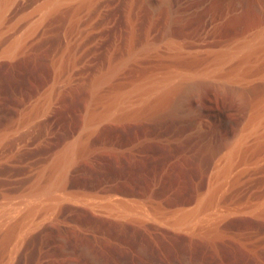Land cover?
<instances>
[{"label": "rangeland", "instance_id": "rangeland-1", "mask_svg": "<svg viewBox=\"0 0 264 264\" xmlns=\"http://www.w3.org/2000/svg\"><path fill=\"white\" fill-rule=\"evenodd\" d=\"M0 15V264H264V0Z\"/></svg>", "mask_w": 264, "mask_h": 264}, {"label": "bare ground", "instance_id": "bare-ground-1", "mask_svg": "<svg viewBox=\"0 0 264 264\" xmlns=\"http://www.w3.org/2000/svg\"><path fill=\"white\" fill-rule=\"evenodd\" d=\"M63 1H73V2H76L78 4H81V3H88L92 0H63ZM52 3V2H51ZM56 6V3H53V4H48L46 6H44V12L46 13L47 11H49L50 9L54 8ZM0 19H1V15H0ZM15 47H17V43H14V45H11L10 48H9V51H14ZM189 80V79H188ZM218 81V80H217ZM185 82V81H184ZM217 83V82H216ZM213 84V83H212ZM237 84H234V85H226L224 83H219L218 85L215 84V87L219 90H224L226 89L228 86H230L231 88L233 87V91H238L239 87H236ZM179 86V85H178ZM208 83L204 80H194L190 83H186L184 86L182 85L181 87V91L179 92V95L181 96H184V95H189V94H199L201 93L203 90H206V88H208ZM169 87H172V86H169ZM174 89V88H173ZM178 89V88H177ZM169 89H164L161 91V93L158 95V99L160 100L162 97H164L166 95V93L168 92ZM171 92V91H170ZM181 93V94H180ZM176 97V96H175ZM178 98V97H177ZM157 99V98H155ZM173 101V100H172ZM177 101V100H176ZM152 103L155 102L154 101H151ZM160 102V101H159ZM158 102V103H159ZM150 103V102H148ZM162 103V102H161ZM165 110V109H164ZM164 110H159L161 113H160V116L164 117L168 114H176L178 112L177 110V102L176 104H174L172 107L169 108V110L167 111H164ZM159 111L157 113V115L159 114ZM153 113V112H152ZM180 114V113H179ZM156 114H154V117L156 119ZM159 116V115H158ZM152 117V116H151ZM160 122V120H159ZM169 122V121H168ZM262 123H264V113L261 117H258L256 118V123L253 124V126L251 128H253V132L252 134H256L259 132L258 129L261 128V125ZM261 124V125H260ZM173 125V124H172ZM158 126V125H157ZM261 130V129H260ZM192 139V137H191ZM222 144H226V141H222L221 142ZM195 148L194 149H191V151L194 150V153L196 154L197 152L200 153V151L204 150L206 151V153H213V152H216L218 150V148L220 146H215V144L210 140V139H207L206 137H199L197 141H195ZM204 151L202 153H204ZM237 151V150H236ZM74 153H75V147L73 146H69V147H66L65 150H64V153L62 155V158H61V161L60 163L58 164V166L56 167V172L55 174L53 175V178L52 179H55V178H61L64 174V171L68 168V166L70 165V163L73 161V158H74ZM190 153V152H189ZM205 153V154H206ZM211 154H209L210 156ZM194 156V155H193ZM197 156V155H196ZM207 156V155H206ZM213 156V155H212ZM211 158V157H210ZM54 184L50 183L48 185L49 186H52Z\"/></svg>", "mask_w": 264, "mask_h": 264}]
</instances>
